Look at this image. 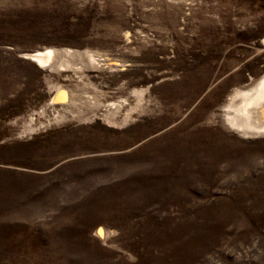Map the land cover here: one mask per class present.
Listing matches in <instances>:
<instances>
[{"label": "rangeland", "instance_id": "rangeland-1", "mask_svg": "<svg viewBox=\"0 0 264 264\" xmlns=\"http://www.w3.org/2000/svg\"><path fill=\"white\" fill-rule=\"evenodd\" d=\"M263 75L264 0H0V264H264Z\"/></svg>", "mask_w": 264, "mask_h": 264}, {"label": "bare ground", "instance_id": "bare-ground-1", "mask_svg": "<svg viewBox=\"0 0 264 264\" xmlns=\"http://www.w3.org/2000/svg\"><path fill=\"white\" fill-rule=\"evenodd\" d=\"M29 57L38 64L42 66H48L54 70H57V68H60L62 66H70L73 59L79 60V65H81L76 67L79 69L82 65L85 64L95 68H104L110 64L107 59L102 58L100 55H95L89 53L88 51H73L70 49H46L44 51H34V53H29ZM56 57H58L59 59L61 57V59L58 60L56 59ZM67 96L68 91L59 87L56 90V94L52 99V102L68 101L69 98ZM236 99H238L239 103V112L236 117L227 118L229 123H231L237 128V130H240L244 134L253 136L263 135L264 124L259 123L260 121L258 122V120L264 118V75L251 88L245 91H240L235 96H233L231 98V102L234 103ZM80 101L88 104H93L95 102L92 95L90 94H84L83 98ZM111 106L115 107L119 105L111 103ZM239 119L243 120L244 124L240 123L238 121ZM40 127L41 125L34 127L31 130H39ZM98 233L102 235L101 230Z\"/></svg>", "mask_w": 264, "mask_h": 264}]
</instances>
